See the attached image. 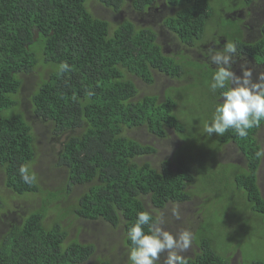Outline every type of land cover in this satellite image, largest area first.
<instances>
[{"label":"trees","instance_id":"1","mask_svg":"<svg viewBox=\"0 0 264 264\" xmlns=\"http://www.w3.org/2000/svg\"><path fill=\"white\" fill-rule=\"evenodd\" d=\"M95 1L115 14L127 2ZM239 1L130 0L133 10L144 18L158 14L161 27L125 21L112 31L109 21L94 15L89 0H0V170L12 194L39 197L42 206L27 209V215L0 235V264H114L97 257L94 244L67 243L69 232L62 219L103 220L113 227L122 223L129 249L127 231L137 213L147 210L146 202L160 210L188 202L189 186L206 183L218 168L224 148L231 145L245 160L244 165L227 161L232 164L223 167L231 205L249 212V218L234 224L235 215L229 218L232 208L225 207V192L217 189L223 202L213 214L226 216L219 226L224 234L216 236L211 229L195 238L197 252L187 258L188 264H231L237 251L242 256L241 247L253 246L258 239L253 223L264 221L258 182L263 160L255 155L262 147L258 134L264 130V121L250 129L247 138L232 130L207 136L203 132L206 120L201 117L210 120L219 91L209 88L214 65L194 58L207 56L211 43L228 40L237 45L236 61H248L246 68L253 70L254 79L264 72V26L262 36L250 40L251 30L240 28L237 18L241 13L249 17V6L256 0ZM260 13L264 16V6ZM228 28L237 31L219 36L220 30L228 32ZM165 40L175 43L176 49L164 54L162 48L171 46L162 45ZM64 61L70 71L60 73L56 66ZM28 75L37 76L32 86H24ZM141 87L147 91L141 94ZM190 93L195 100H187ZM26 113L40 120L55 139L67 134L57 143L58 166L67 168L68 174L64 187L40 185L42 173L33 170H39L34 148L39 128ZM140 130L158 138L176 131L185 141L182 151L188 158L178 150L173 159L166 158L155 167L143 157L155 154L156 148L132 136ZM21 165H29L35 175L31 184L21 179ZM79 186L88 190L61 210L60 199L68 200ZM2 200L0 196V207ZM51 209L62 214L47 226ZM244 260L241 264H264L260 257Z\"/></svg>","mask_w":264,"mask_h":264},{"label":"rangeland","instance_id":"2","mask_svg":"<svg viewBox=\"0 0 264 264\" xmlns=\"http://www.w3.org/2000/svg\"><path fill=\"white\" fill-rule=\"evenodd\" d=\"M89 1L94 15L109 21L112 31L125 21H130L136 25L141 23L140 25L144 27H151V25L155 28L161 27L160 23L162 20H158V14L144 18L145 15L139 14L133 10L130 0H127L125 6L118 14H115L111 9L102 7L95 0ZM263 6L264 0L255 1L252 7L249 6V8H251L250 17L246 21L250 24V26L257 25L259 23V17L261 15L260 12L262 11ZM154 17H156V19H154ZM142 20L145 21V24L142 23ZM222 20H224V18H222ZM224 21L228 22L227 19ZM226 31L228 32L220 30L219 36L224 34H234L237 29L228 28ZM164 38H166V36ZM174 44L175 43L171 42V40H165L162 42V45L172 46ZM171 51H174L173 48ZM24 78L25 76H23V79ZM37 81V76L28 75L26 77V81L24 82V86H32ZM172 84L173 82L170 83V85ZM157 85L159 88L162 86L159 82ZM36 89L37 87H35L33 92H35ZM140 90L142 94L147 91V87H141ZM21 96H23V93L20 97ZM195 97L196 95L190 93L187 100L193 101L195 100ZM30 114L31 113H26L27 119L29 121L32 119L31 124L34 127L39 128L38 131L35 130L36 133L34 135V148L36 153L35 160L37 159L39 170L36 168H33V170L42 173V177L41 180L39 179V182L44 189H53L54 186L64 187L68 180V174L67 168H60V166H58L59 147L57 143L63 141L66 136H62L59 141H56L55 137H52V135H50L47 131L49 129H44L40 126L42 122L36 118H32L34 116ZM29 115L32 117H28ZM193 116L195 119L199 118L198 113H195ZM203 119L206 121L209 120L206 117H201V120ZM132 136L139 139L138 141L142 144L153 145L156 148V154L145 157V160L151 162L155 167H160V163L166 158L173 159L176 151L185 144L183 138L180 135L175 134L173 131H168V137L163 139L151 134L149 135L145 130L132 133ZM258 139L261 146L264 147V130H261L258 134ZM209 146L211 149L215 148V144L212 143L211 140H209ZM181 154L183 157L188 158L186 154H183L182 150ZM262 160V168L258 175V182L264 197V159ZM218 161L220 162L218 168L211 172L210 179L206 183L196 182L195 184L189 186L188 192L191 194V199L188 202L183 204H169L163 210L157 209L149 202H146L147 210L153 213H158L163 221L162 226L167 230L177 233L182 229H189L193 233L194 238L192 246L186 253H184L187 258L193 257V252L197 250L196 242L200 239L201 234L206 235L211 232V229L213 230L212 234H216V236L220 233L224 234V231L219 226H221V222L226 221V216H221L219 212H215L213 214V212L217 209L216 207H219L220 203L223 202L219 190L225 192V197L227 199L225 207L227 209L230 207L232 208L229 218L235 215V217L232 218L234 224H239V222H242L245 218H249V212L242 210L237 211L231 205V187L230 185H227V176L223 170V167L228 168L229 165L236 162L244 165L245 160L241 158L240 153L236 151L235 146L231 145L224 148V152L221 154ZM227 161H231L232 163ZM86 190L88 189L83 186L75 188L74 193L70 195L68 200H62L63 198L60 199V209L64 210L70 204L76 203L77 199L81 196V193L86 192ZM0 196L3 198L2 202L4 203V206L0 207V218L3 220V222H0V235L3 234V231L9 229L8 226L10 223L18 221V218L23 216L24 213L27 215L29 213L27 209L36 211L42 208L40 204L41 198L39 197H35L33 195L16 197L15 194H12L5 186V175L1 170ZM235 201L240 205L243 204L240 197H235ZM50 208H52V206ZM174 209L176 211V215L173 214ZM61 214L60 210L51 209L48 211L46 219L47 226L53 225L56 221H58ZM238 215L240 216L238 217ZM177 216L179 218H177ZM61 224L64 228H67L69 232L67 243L79 241L83 244H94L97 247V257L110 259L114 264H128L129 249L125 245V230L122 223L117 227H113L111 224L103 220L86 221L83 219L67 217L62 219ZM252 228V231L258 233V239L256 240L258 242L254 241L253 246L250 247L249 250L245 249V246L241 247V254L246 263L252 259H257L258 257L264 258V221H257L253 223ZM231 243L232 242L230 241V244ZM242 256L237 251L232 257V260L237 259V261H242ZM160 264H163V255L161 256Z\"/></svg>","mask_w":264,"mask_h":264},{"label":"clouds","instance_id":"3","mask_svg":"<svg viewBox=\"0 0 264 264\" xmlns=\"http://www.w3.org/2000/svg\"><path fill=\"white\" fill-rule=\"evenodd\" d=\"M262 16L259 17V23L253 25V31L260 24L264 26V20L261 23ZM236 54L237 45L228 40L222 49L215 51L209 49L208 58L215 65L209 88L213 93L219 91V99L211 118L203 124V132L209 137L213 134L223 136L232 130L238 137L247 138L249 130L259 127L264 121V72L258 73L254 79L253 70L241 65L242 74L237 75L233 71V64H242L244 60L236 61ZM56 69L60 73H65L70 71V65L64 61L56 66ZM88 95L91 96L92 93ZM173 132L179 135L176 131ZM62 136L67 134L63 133ZM183 148L185 147L181 146L178 150ZM255 155L258 159H264V147L259 148ZM29 169V165H21L19 169L21 179L27 184L35 180V175L30 173ZM173 214L176 215L175 209ZM162 225L163 221L158 213L149 210L137 213L135 221L127 231V239L131 242L128 264H160L162 255L163 264H188L184 253L192 246L193 233L189 229L173 233Z\"/></svg>","mask_w":264,"mask_h":264},{"label":"flooded vegetation","instance_id":"4","mask_svg":"<svg viewBox=\"0 0 264 264\" xmlns=\"http://www.w3.org/2000/svg\"><path fill=\"white\" fill-rule=\"evenodd\" d=\"M249 17H247L243 13H241L239 16H237V18L240 19L239 20V27L243 28V29L246 28L248 31L252 30L249 33L250 35H247L248 38L258 39V38H260L262 36V33H263L262 32V28H261V24H260V26H258V28L255 31H253V26H250V24L246 21ZM263 20H264V16H262L261 23L263 22ZM224 44H225V42H223V41L222 42H217L216 44L215 43H211L210 49H212L213 51L218 50V49H222ZM172 47L169 48L168 50L165 47H163L162 48L163 53L167 54L172 49ZM173 49H176V46H174ZM205 55L197 54V56H194V58L197 59L198 61H206L207 63H210V60L208 58L209 57V52H208L207 56H205ZM247 63H248V61H246L245 59H244V61H242V64L234 63L233 64V71H235V72L241 71L242 70L241 65H244V67H246ZM213 67H215V65ZM261 168H262V165H261ZM261 168H260V171H261ZM241 263L242 262L241 261H237V259H234V260L231 261V264H241Z\"/></svg>","mask_w":264,"mask_h":264}]
</instances>
